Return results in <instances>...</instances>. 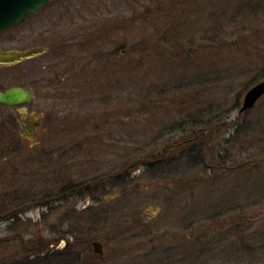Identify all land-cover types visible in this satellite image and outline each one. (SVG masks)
<instances>
[{
    "label": "rangeland",
    "instance_id": "rangeland-1",
    "mask_svg": "<svg viewBox=\"0 0 264 264\" xmlns=\"http://www.w3.org/2000/svg\"><path fill=\"white\" fill-rule=\"evenodd\" d=\"M159 2L51 0L0 33L2 51L48 48L0 65V90L30 87L36 92L32 111L62 125L74 118L84 125L81 135L60 134L59 146L69 154L56 156L50 144L0 147V202L21 196L37 201L18 221L0 217V264L23 257L27 242L64 236L51 246L62 250L67 238L76 240L68 230L81 227L89 212L101 219L90 224L89 236L91 244H103L104 264H264V96L250 111L238 112L246 91L264 79V0H187L184 16H176L180 26L167 13L156 27L148 20ZM154 28L166 36H152ZM115 29L122 66L101 74L98 57L113 47L103 48L100 36ZM79 34L91 40L89 53L78 52L91 67L72 85L71 60L63 64L60 46ZM40 77L56 82L54 90L38 91ZM7 113L0 106V124ZM213 114L221 115L220 125L205 135L204 165L177 173L175 161L161 159L166 139L188 130L181 124L188 117L204 122ZM100 136L105 145L92 143ZM89 137L84 151L70 143ZM116 168L122 169L120 180L100 185V176ZM81 184L89 192L60 190ZM180 240L186 254L181 262L177 250L167 251ZM202 252L204 257L191 256Z\"/></svg>",
    "mask_w": 264,
    "mask_h": 264
},
{
    "label": "flooded vegetation",
    "instance_id": "flooded-vegetation-1",
    "mask_svg": "<svg viewBox=\"0 0 264 264\" xmlns=\"http://www.w3.org/2000/svg\"><path fill=\"white\" fill-rule=\"evenodd\" d=\"M138 1V0H137ZM187 0H166L164 2V0H160L159 5L157 7H153L152 9V13H150V19L147 16V19H149L148 21H153L151 24H153L156 27H159L161 25V22L166 21V20H162V17L164 15H167V13H170L171 15L173 14V17H175L176 19H174V26H180L181 24V20L178 21L176 16H179V18H181L182 16H184V11L187 10V6L188 4ZM156 10V11H155ZM39 12V11H38ZM135 14V13H134ZM137 16L132 17V19H135ZM161 27V26H160ZM118 31L119 29H115V30H104L102 31L103 34H101V41L102 42V47L103 48H111L113 47V50L111 52L109 51H102L101 55H99L98 59H99V70L101 72V74L105 73V71H107L110 68H113L115 70H117V68L119 66H122V62L120 61L119 57H117V52L119 51V54H122L124 52V50H122L121 45H118L120 42V37L118 36ZM164 30L160 29V28H154L153 29V34L152 36L159 34V36L165 35L166 36V32ZM54 41V40H53ZM90 39L88 37V35L85 34H79V35H70V37L68 38V40L65 42H63V44L60 46L62 49L66 50L65 55H62L64 61L63 64L69 60H71V63L69 64L70 70L72 71V73L70 74V76H68L69 78L67 79V82L70 84H75V81H78L79 78H83L85 77V75L87 73L90 72V62H84L81 60L84 57L80 56L79 53L80 52H84L87 51L89 53V49L87 47L88 44H90ZM89 46V45H88ZM39 47H44V46H39ZM55 48L57 46H54ZM45 53L47 52L48 48L45 46ZM43 52V54H44ZM78 54H77V53ZM121 52V53H120ZM74 55H71L73 54ZM76 53V54H75ZM42 55L41 54H38ZM121 58V57H120ZM102 59V60H101ZM95 64V63H94ZM1 65V64H0ZM12 65V64H11ZM50 65L52 66L53 64L50 63ZM56 82H59L60 80V76L56 75ZM56 82L54 81H50V80H46L43 79L42 77L38 78V91H46L47 89H53L56 87ZM14 86H20V87H25L28 88L30 90H32L34 92V97L25 104L22 105H8V104H1V107H5L7 111H9V113H7L6 115H4V117L2 118L3 120L1 121L0 126L2 127L3 125V132H2V146H4L7 149H16L19 147H24L25 143L29 142L28 144H30L29 147H40L41 145L45 144L44 147H48V144H50V147L52 149H54V154L56 156H58L59 154L61 155H65V154H69V149H63L62 146H59L60 141V134L61 133H75V132H79L78 135H81L82 132L80 129H83L82 127L84 125H78L76 124V118L73 119V123H70L68 125H62L59 123V121L57 119L54 118H49L45 115H43L42 113H36L34 111H32L29 108L30 103L32 102V100L35 98L36 96V92L30 88V87H26L24 85H13L10 87H14ZM10 87H7L5 89H2L1 91H4ZM77 88L79 87L78 85L76 86ZM54 90V89H53ZM79 90V89H78ZM73 94H75V92H73ZM46 94H42V96H44ZM49 95V94H48ZM86 94H80L77 93V98L79 96H85ZM74 96V95H73ZM47 98V96H45ZM39 106V103H38ZM11 111H15V114H10ZM40 133V134H39ZM50 138V140L45 141L46 138ZM98 136H94V138H97ZM101 139H99V141H94L92 143H100L105 145L107 142L104 141V138L102 136H100ZM89 138H86V140L84 141H79V142H70L72 143V147L75 148H80L83 151L85 149H88L89 146L91 145V142L88 140ZM169 143V145L164 146L166 149L167 147L171 148V147H175L178 145V143H171L170 141H167ZM164 144V143H161ZM34 145V146H32ZM103 145L101 147H103ZM110 145V144H107ZM86 146L88 148H86ZM34 147V148H35ZM163 148V147H162ZM163 149V150H164ZM68 165V164H67ZM59 172H61V174H65L63 172V169H60ZM55 173L58 174V172L56 171ZM123 173H122V169L121 168H116L115 171H110L109 173H106L102 176H100L99 178V184L102 185V181H118L120 180V178L122 177ZM71 186V185H70ZM76 185H72L69 189V192L72 193L77 192L79 194L86 193V191H88L89 189L87 188V184H81L80 186H76ZM67 188V187H66ZM65 187L62 188L61 191H64V189H66ZM103 190H101V192H105L106 190L102 187ZM91 190V189H90ZM64 195V192L63 194ZM120 195V194H118ZM184 241V240H183ZM102 244V243H101ZM103 245V244H102ZM104 247V246H103ZM170 250H177L176 255H179V262L184 261L186 258V254L184 252V242L178 241V244H176V246H170L167 248V251ZM197 256L198 258L204 257L206 255V253L202 252V253H195V254H191V256ZM86 255H84L85 258ZM91 256L93 257V260L88 262L85 261L84 258L81 257L82 259V263H78V264H104V259H102V255L100 254H96L94 252L91 253ZM207 260V259H205ZM81 262V261H80ZM181 264V263H179ZM201 264V263H198Z\"/></svg>",
    "mask_w": 264,
    "mask_h": 264
},
{
    "label": "trees",
    "instance_id": "trees-1",
    "mask_svg": "<svg viewBox=\"0 0 264 264\" xmlns=\"http://www.w3.org/2000/svg\"><path fill=\"white\" fill-rule=\"evenodd\" d=\"M193 91L196 93H191V95L196 97L199 92L198 90ZM219 117H221V115L213 114L210 115L204 122L198 121L199 118L194 119L188 117V120L186 119L185 121H181L182 125H185V127L189 128L188 130L183 132H173L172 138H170L171 136H168V138L166 139L167 141L169 140L171 143H178V145L174 148L169 147V149L166 148L163 150V153L166 152L171 154V151L178 153L176 154V156L175 153L172 154L173 157H177V159L173 158L172 160V164L173 161H175L176 163V168H173L174 171H176L177 173H179V171L186 173V170L187 172H190L193 170V168L204 165V155H202V146L205 142V139H207L205 135H207L209 132H212L211 128L214 125H220L217 121ZM194 127H202V130H199V133L197 131H191ZM186 133H188L187 136ZM165 138L166 136L162 137L161 140H165ZM2 149L4 148L2 147ZM178 160L180 163H178ZM177 164H180V166L178 165V167ZM66 187L69 189L71 186L66 185L65 188ZM87 192L89 191H86V193ZM44 197L45 199H48L49 197H51V195H46ZM11 198L7 197L6 199L0 202V217L18 221L20 217H22V215L27 211V209L30 208L33 204H36L35 202H37L36 198L30 197L32 199L30 200L28 196H21L17 199L15 197ZM98 220H101L98 212H89L86 215L85 220H82L79 223H83L81 227H76L75 230H68L70 232L69 234L71 236L73 235L76 240L70 242L68 240L70 238L69 234H67L69 237L67 238V243L65 247L60 251L55 252L53 250V247L59 243V240L64 239V236L49 240L42 239L39 241L37 240L35 242H27L22 244L21 247L25 252V255L23 257H19L10 262H4L2 264H78L83 262L81 257L84 258L85 254L88 255L85 256L84 260H88L90 262V260H93V257L91 256V253L93 252L90 243L91 237L89 236L92 233L90 224H94V222ZM68 231L64 234L68 233ZM78 238H81V240H78ZM55 253L58 254L56 255Z\"/></svg>",
    "mask_w": 264,
    "mask_h": 264
},
{
    "label": "water",
    "instance_id": "water-1",
    "mask_svg": "<svg viewBox=\"0 0 264 264\" xmlns=\"http://www.w3.org/2000/svg\"><path fill=\"white\" fill-rule=\"evenodd\" d=\"M51 0H0V33L16 27L30 16L45 8ZM44 47H34L24 51L0 50V64L10 65L19 63L41 54ZM264 96V79L250 87L243 96L239 113L251 109ZM34 97V92L28 88L14 86L0 91V103L8 105H22ZM94 253L102 255L103 245L93 241Z\"/></svg>",
    "mask_w": 264,
    "mask_h": 264
},
{
    "label": "bare ground",
    "instance_id": "bare-ground-1",
    "mask_svg": "<svg viewBox=\"0 0 264 264\" xmlns=\"http://www.w3.org/2000/svg\"><path fill=\"white\" fill-rule=\"evenodd\" d=\"M42 10V9H41ZM40 10V11H41ZM241 107V106H240ZM240 107H239V109H240ZM252 109V108H251ZM251 109H248V110H246V111H250ZM246 111H244V112H246ZM238 112H239V110H238ZM239 114H241V113H239ZM183 143V142H182ZM176 147V146H175ZM171 148H174V147H171ZM172 153L170 154V153H165V156H163V157H161V159H163V161H167V164H170V165H172V161L171 160H173V158H175V157H173L172 156V154H174V151H171ZM169 154V156H167ZM175 156H176V154H175ZM169 160V161H168ZM161 161V160H160Z\"/></svg>",
    "mask_w": 264,
    "mask_h": 264
}]
</instances>
